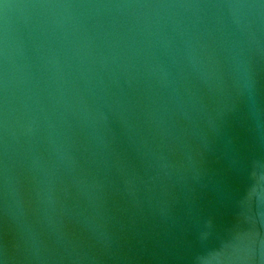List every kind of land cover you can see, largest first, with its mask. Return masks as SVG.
<instances>
[{
  "label": "water",
  "instance_id": "obj_1",
  "mask_svg": "<svg viewBox=\"0 0 264 264\" xmlns=\"http://www.w3.org/2000/svg\"><path fill=\"white\" fill-rule=\"evenodd\" d=\"M0 264H264V0H0Z\"/></svg>",
  "mask_w": 264,
  "mask_h": 264
}]
</instances>
